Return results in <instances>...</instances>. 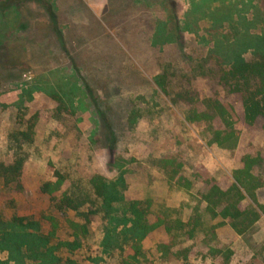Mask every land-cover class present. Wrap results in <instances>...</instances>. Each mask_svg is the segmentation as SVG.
Returning <instances> with one entry per match:
<instances>
[{"label":"rangeland","instance_id":"rangeland-1","mask_svg":"<svg viewBox=\"0 0 264 264\" xmlns=\"http://www.w3.org/2000/svg\"><path fill=\"white\" fill-rule=\"evenodd\" d=\"M232 4L242 10L237 27L223 18ZM243 18L249 33L262 34L264 0H0V164L14 161L13 135L30 134L19 137L26 154L19 177H0V217L54 231L58 264H120L134 252L104 249L110 224L95 212L90 179L122 177L117 214L137 201L149 222L164 221L143 240L140 264H264V129L244 121L239 96L218 78L226 57L219 63L212 52L214 39L244 29ZM216 99L233 106L229 141L221 119L207 115ZM246 156L261 185L254 197L241 188L240 207L259 217L239 225L240 234L234 221L220 224L206 210L205 195L212 184L231 189ZM56 172L64 183L52 197L42 188ZM64 193L86 197V234L73 227L84 217L60 208ZM213 226L219 242L206 235ZM76 239L75 249L60 245ZM0 260L36 264L7 251Z\"/></svg>","mask_w":264,"mask_h":264},{"label":"trees","instance_id":"trees-1","mask_svg":"<svg viewBox=\"0 0 264 264\" xmlns=\"http://www.w3.org/2000/svg\"><path fill=\"white\" fill-rule=\"evenodd\" d=\"M225 11V12H224ZM224 20L233 22L234 26L239 25V20L242 19V10L238 9L235 4L230 5L227 9H223ZM234 15L237 18H234ZM246 23L244 29L238 31L233 29V39L223 42L221 39H214L213 51L216 55L215 60L220 63L222 55L226 57L227 67L221 72H218V78L230 93L239 96L242 102L244 121L249 125L259 124L264 129V31L262 34L249 33V27L252 22L244 19ZM176 31H168L167 39L175 36ZM60 35V34H59ZM251 51L252 58H244L243 53ZM163 88L162 83H157ZM208 107L210 109L207 114L209 118L217 115L221 119L225 128L230 131L225 133L224 140H231L234 137L232 113L233 106L220 102L219 100H209ZM221 132H216L217 139H220ZM18 142V147L14 152V161L12 164H0V177L5 180H16L21 174L26 154L21 152L19 137L23 140H30L28 132H16L13 135ZM243 166L235 174V183L231 189L223 190L218 185L212 184L205 195L206 210L213 217L219 216L222 219L220 224H223L226 219L234 221V227L238 233H243L240 227L247 226L246 219L249 223L255 222L259 213L255 209H242L240 207L244 195L241 188L244 189L251 197H254L255 189L260 187V182L252 173L255 165V159L246 156L242 160ZM57 179L54 182H46L42 190L48 195H55L64 183L63 176L56 172ZM90 184L94 193L93 204L97 202L95 212H102L104 218L108 219L110 227L105 229L102 245L106 251H112L119 248L125 251L126 247L133 250L134 254H129L123 258L120 264H140V258L144 257L142 242L146 236L155 229L163 225L164 221L158 218L154 223L149 222L148 212L140 206V203L135 201L128 205L126 213L117 214L119 203L122 201V188L124 187V179L120 177L118 182H108L101 175H96L90 179ZM86 197H72L69 194H63L60 199V208L69 206L75 210L81 217H84L85 223L82 225L74 224L73 227L82 232L87 233V223L89 220L88 213L82 212L81 207L86 203ZM220 210L217 211V208ZM237 221L239 224H237ZM193 226L200 224L199 219L193 221ZM181 227L185 225L178 221ZM170 227L167 230L170 231ZM194 227L191 232H194ZM215 227H210L206 230V235L209 241L214 240L219 242L214 233ZM55 232L52 231L48 235L41 233L39 222L26 217L14 216L10 220H4L0 217V251H7L10 258L13 260L29 258L36 260V264H58L60 258L55 255V250L58 246L51 243V238ZM206 236V237H207ZM62 246L75 249L78 247V240L72 242L63 241ZM166 247V246H165ZM216 251H222L220 248ZM0 264L2 261L0 260Z\"/></svg>","mask_w":264,"mask_h":264}]
</instances>
